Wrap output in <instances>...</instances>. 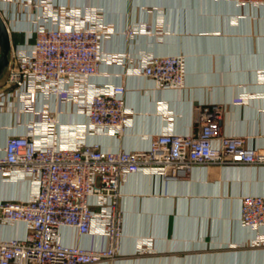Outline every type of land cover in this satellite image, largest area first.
I'll return each instance as SVG.
<instances>
[{
    "label": "built area",
    "instance_id": "built-area-1",
    "mask_svg": "<svg viewBox=\"0 0 264 264\" xmlns=\"http://www.w3.org/2000/svg\"><path fill=\"white\" fill-rule=\"evenodd\" d=\"M234 1L264 6V0ZM82 10L56 0H0L6 22L12 17L31 24L25 31L18 29L25 32L24 42L12 38L0 109L17 104L36 117L28 131L6 138L0 154L2 177L30 178L36 186L28 199L0 201V223H24L26 228L21 237H0V264H95L113 259L124 236L121 185L133 174L146 171L172 179L190 175L197 166L264 165V144L222 132L224 107L216 102L196 106L189 131L165 125L143 149H108L90 141L91 135L126 133L133 112L126 106L123 82L98 80L102 64L123 59L102 51L103 39L114 28L100 20L97 11ZM146 30L147 25L137 23L124 32L134 37ZM128 73L142 75L160 89L181 88L185 57L145 54L138 65L130 64ZM261 81L264 84V77ZM68 101L87 116V124L61 129L57 104ZM240 220L254 231V243L264 245V195H242ZM64 228L98 235L104 244L68 243Z\"/></svg>",
    "mask_w": 264,
    "mask_h": 264
},
{
    "label": "crops",
    "instance_id": "crops-1",
    "mask_svg": "<svg viewBox=\"0 0 264 264\" xmlns=\"http://www.w3.org/2000/svg\"><path fill=\"white\" fill-rule=\"evenodd\" d=\"M56 2L97 11L114 28L102 41L103 53L123 57L102 64L98 80L126 85L131 126L123 135H91L90 141L108 149H143L165 125L189 131L196 106L216 102L224 107L222 132L264 144V6L234 0ZM7 22L13 41L24 42L25 32L18 29L25 31L30 22L12 17ZM137 23L148 30L126 35V27ZM145 54L184 55L185 85L160 89L142 75H129L130 64L138 65ZM15 105L0 109V154L6 138L25 133L36 118ZM57 105L61 129L87 124L73 102ZM35 187L33 179L0 175V201L28 199ZM121 191V249L95 264H264V245L254 243V231L240 220L242 195H264V165L197 166L190 175L172 179L142 171L122 183ZM25 231L24 223H0V237H21ZM62 234L68 243L104 244L98 235H79L71 228Z\"/></svg>",
    "mask_w": 264,
    "mask_h": 264
},
{
    "label": "water",
    "instance_id": "water-1",
    "mask_svg": "<svg viewBox=\"0 0 264 264\" xmlns=\"http://www.w3.org/2000/svg\"><path fill=\"white\" fill-rule=\"evenodd\" d=\"M12 36L6 20L0 12V76L10 63Z\"/></svg>",
    "mask_w": 264,
    "mask_h": 264
},
{
    "label": "rangeland",
    "instance_id": "rangeland-1",
    "mask_svg": "<svg viewBox=\"0 0 264 264\" xmlns=\"http://www.w3.org/2000/svg\"><path fill=\"white\" fill-rule=\"evenodd\" d=\"M7 77V69L4 71V73L0 76V84L4 82V80Z\"/></svg>",
    "mask_w": 264,
    "mask_h": 264
}]
</instances>
